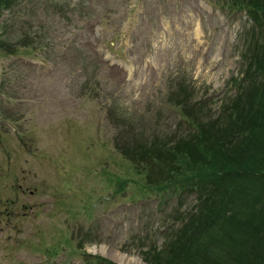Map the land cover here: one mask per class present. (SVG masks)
I'll return each instance as SVG.
<instances>
[{
	"label": "rangeland",
	"instance_id": "1",
	"mask_svg": "<svg viewBox=\"0 0 264 264\" xmlns=\"http://www.w3.org/2000/svg\"><path fill=\"white\" fill-rule=\"evenodd\" d=\"M222 10L24 0L13 20L4 11L13 40L42 25L46 39L32 56H0V264H120L115 251L149 264L144 251L163 246L194 194L157 191L114 142L156 133L155 121L170 134L180 123L170 88L189 83L214 109L235 90L256 26L246 5Z\"/></svg>",
	"mask_w": 264,
	"mask_h": 264
},
{
	"label": "trees",
	"instance_id": "2",
	"mask_svg": "<svg viewBox=\"0 0 264 264\" xmlns=\"http://www.w3.org/2000/svg\"><path fill=\"white\" fill-rule=\"evenodd\" d=\"M235 2L247 6L256 26L242 57L244 75L230 77L235 90L226 91L214 109L209 98L194 96L189 83L170 88L168 102L180 110L170 134L159 133L155 121L148 126L156 133L114 142L157 191L194 194L190 207L180 212L182 203L177 206L163 246L144 251L149 264H264V0ZM23 3L0 0V19L8 11L13 20ZM213 3L226 8L231 0ZM11 25L0 22V56H32L37 42L46 39L42 25L33 38L13 40Z\"/></svg>",
	"mask_w": 264,
	"mask_h": 264
},
{
	"label": "bare ground",
	"instance_id": "3",
	"mask_svg": "<svg viewBox=\"0 0 264 264\" xmlns=\"http://www.w3.org/2000/svg\"><path fill=\"white\" fill-rule=\"evenodd\" d=\"M103 252L107 253V251H105V248ZM108 255L118 261L120 264H132L135 260L133 257L117 251H115L114 253L111 252Z\"/></svg>",
	"mask_w": 264,
	"mask_h": 264
}]
</instances>
